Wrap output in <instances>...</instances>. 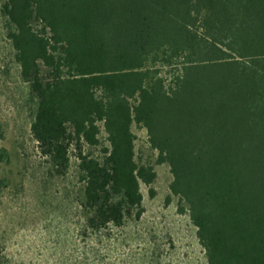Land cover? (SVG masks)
<instances>
[{
  "label": "trees",
  "instance_id": "16d2710c",
  "mask_svg": "<svg viewBox=\"0 0 264 264\" xmlns=\"http://www.w3.org/2000/svg\"><path fill=\"white\" fill-rule=\"evenodd\" d=\"M3 12L41 154L63 175L79 151L90 230L144 213L156 173L136 160V125L207 264H264V0H5ZM101 124L109 146L84 155Z\"/></svg>",
  "mask_w": 264,
  "mask_h": 264
},
{
  "label": "rangeland",
  "instance_id": "374dc122",
  "mask_svg": "<svg viewBox=\"0 0 264 264\" xmlns=\"http://www.w3.org/2000/svg\"><path fill=\"white\" fill-rule=\"evenodd\" d=\"M4 4L0 0V264H207L196 227L172 196L170 167L158 163L143 127L133 126L136 160L152 167L156 179L141 185L142 217L120 228H88L78 149L70 148V167L59 175L33 137L37 104L15 60ZM100 126V145H84V155L100 158L109 146Z\"/></svg>",
  "mask_w": 264,
  "mask_h": 264
}]
</instances>
